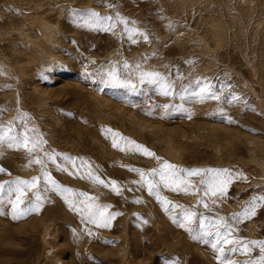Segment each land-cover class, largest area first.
Segmentation results:
<instances>
[{
    "label": "rangeland",
    "instance_id": "374dc122",
    "mask_svg": "<svg viewBox=\"0 0 264 264\" xmlns=\"http://www.w3.org/2000/svg\"><path fill=\"white\" fill-rule=\"evenodd\" d=\"M92 13L113 23L119 13L139 32L96 30ZM151 72L174 94L141 81ZM197 80L220 99L194 95ZM7 126L46 143L28 152L0 142V264L258 259V246L221 257L198 233L201 217L213 233L222 218L231 236L264 241V206L242 215L253 198L264 205V0H0V131ZM164 162L226 169L229 183L206 195L208 176L185 171L188 190L174 191L151 175ZM34 177L14 219L9 189ZM88 204L109 206L108 227L90 222ZM186 211L196 213L195 231L179 226Z\"/></svg>",
    "mask_w": 264,
    "mask_h": 264
},
{
    "label": "snow or ice",
    "instance_id": "6c2138e0",
    "mask_svg": "<svg viewBox=\"0 0 264 264\" xmlns=\"http://www.w3.org/2000/svg\"><path fill=\"white\" fill-rule=\"evenodd\" d=\"M116 23H120L124 25V30L128 34L129 38L131 39L133 37L134 33H138V29H132L128 27V21L121 17L119 13H117V20ZM116 23L112 22V17L104 16L100 17L96 13H92V17L90 18V25L94 27L96 30H103V31H113L116 27ZM140 35L143 36L144 39H147V36L143 33H140ZM128 65L125 63V68H127ZM110 78L113 81L119 82V77L115 71H112L109 73ZM145 79L148 80V82L155 84L158 86V90L160 93L164 96H170L173 95V85L171 82H168L166 78L156 72L151 73H142L141 74V81L143 82ZM196 85L198 87V91L194 92V95L198 96L201 100L203 99H213V100H219L220 96L217 94V92L214 90V86L207 81H196ZM223 87V85L221 86ZM239 97L233 95L231 98V101H238ZM165 108L168 106L165 105ZM12 131L11 126H7L3 128L2 131H0V142L7 141L9 148H25L28 152H34L38 146H42L46 141H43L39 136H30L28 133L30 131L25 128L24 134L22 136H13L9 135V133ZM115 135H119V133H116ZM114 147H118L119 145L114 141L113 142ZM137 148H140L141 146L137 145ZM144 153L146 155H154L153 153L149 152L147 149H144ZM49 158L52 159L53 156L49 155ZM35 163H41L39 159H36L34 161ZM0 171H4L2 168H0ZM137 171H140L137 169ZM187 171L188 176H198L204 173L208 176L207 179H201L200 183L205 184L208 186L206 195L208 194V191H211L212 195H216L217 192L220 194H223L226 190V187L229 183V175L228 170L226 169H191V170H185L180 169L177 171L176 166L172 165L168 162H164L163 167L160 171H157L156 169L151 170V175L159 176V179L161 182L165 184V186L172 188L174 191L183 188L184 191L188 190V187L191 184V181L184 179L181 176V173ZM211 174V175H208ZM45 176L48 177V174L45 173ZM223 178L221 179V177ZM97 182L104 183V181L100 180L99 177H94ZM49 181L55 185V181L51 180L50 177H48ZM141 179H145V174L141 171ZM37 180L38 178L34 177L32 182L29 183L28 181H21L17 180L15 182L16 186L15 188L9 189V194L12 192L16 193V199L12 202V208H13V218H18L16 215L18 211V207L20 204L23 203L22 197L24 195L23 189L25 186L35 188L37 186ZM179 181V182H177ZM149 185V189L151 190L154 185L151 180L147 181ZM112 185L115 188V181H112ZM115 190L119 191L118 188H115ZM4 191V184H0V193ZM81 195H84L83 193ZM37 200H39V195L37 194ZM259 201H264V196L259 197ZM257 206H264V205H258L257 199L253 198V201L250 203L248 207H245L243 210V217L245 219L250 218L251 216H254L256 214V208ZM109 207L108 205H98V204H88L87 206V214L88 218L91 223L93 224H99L101 227H108L109 224L107 223V216L105 215L104 209ZM205 207L207 205L205 204ZM33 210H36L35 208ZM84 211V210H81ZM108 215H118L116 214H108ZM97 216L101 217L102 219L98 220ZM196 220V213L191 211H186L183 215V222L180 223V227L188 228L189 231H195L191 227V225ZM208 218L207 217H201L199 220V226H200V232L198 233V238H204V237H211L213 239L212 242V248L216 249L220 256L223 257L226 252H242V253H249L252 251V246H258L260 249L261 255L258 259L255 260H245L243 264H264V241H247L243 240L238 237L231 236L232 227L231 225H227L223 219L221 218L218 221H215L214 223L217 225L215 232L213 233L209 229V225L207 223ZM231 236V238H230ZM222 245H229L230 247L224 248ZM221 264H240L239 261H232L230 259H222Z\"/></svg>",
    "mask_w": 264,
    "mask_h": 264
}]
</instances>
